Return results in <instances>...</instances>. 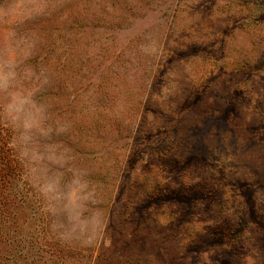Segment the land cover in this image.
Returning a JSON list of instances; mask_svg holds the SVG:
<instances>
[{
  "label": "rangeland",
  "instance_id": "obj_1",
  "mask_svg": "<svg viewBox=\"0 0 264 264\" xmlns=\"http://www.w3.org/2000/svg\"><path fill=\"white\" fill-rule=\"evenodd\" d=\"M0 112L101 264H264V0H0Z\"/></svg>",
  "mask_w": 264,
  "mask_h": 264
},
{
  "label": "trees",
  "instance_id": "obj_2",
  "mask_svg": "<svg viewBox=\"0 0 264 264\" xmlns=\"http://www.w3.org/2000/svg\"><path fill=\"white\" fill-rule=\"evenodd\" d=\"M25 179V165L13 132L0 112V264H101L94 248L56 237L49 214L38 209ZM109 264H133L112 256Z\"/></svg>",
  "mask_w": 264,
  "mask_h": 264
}]
</instances>
